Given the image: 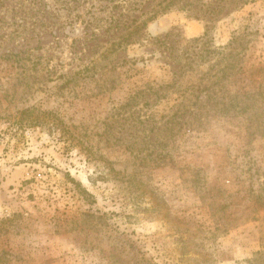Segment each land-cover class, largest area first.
<instances>
[{
	"label": "rangeland",
	"instance_id": "374dc122",
	"mask_svg": "<svg viewBox=\"0 0 264 264\" xmlns=\"http://www.w3.org/2000/svg\"><path fill=\"white\" fill-rule=\"evenodd\" d=\"M0 264H264V0H0Z\"/></svg>",
	"mask_w": 264,
	"mask_h": 264
}]
</instances>
